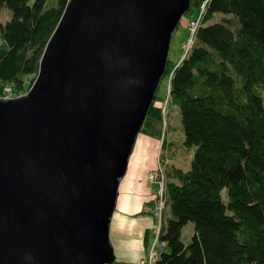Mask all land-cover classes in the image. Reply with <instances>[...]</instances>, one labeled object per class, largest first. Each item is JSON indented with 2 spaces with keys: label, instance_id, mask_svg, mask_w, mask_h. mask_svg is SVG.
Returning a JSON list of instances; mask_svg holds the SVG:
<instances>
[{
  "label": "water",
  "instance_id": "95a60500",
  "mask_svg": "<svg viewBox=\"0 0 264 264\" xmlns=\"http://www.w3.org/2000/svg\"><path fill=\"white\" fill-rule=\"evenodd\" d=\"M189 0H68L0 97V264H110L119 178Z\"/></svg>",
  "mask_w": 264,
  "mask_h": 264
},
{
  "label": "trees",
  "instance_id": "16d2710c",
  "mask_svg": "<svg viewBox=\"0 0 264 264\" xmlns=\"http://www.w3.org/2000/svg\"><path fill=\"white\" fill-rule=\"evenodd\" d=\"M67 1L0 0L11 9L0 19V97L32 82ZM170 69L193 151L186 168L166 164L163 245L151 264H264V0H206L191 45L166 57L162 74ZM163 119L155 89L138 131L163 142Z\"/></svg>",
  "mask_w": 264,
  "mask_h": 264
},
{
  "label": "crops",
  "instance_id": "0c3cea01",
  "mask_svg": "<svg viewBox=\"0 0 264 264\" xmlns=\"http://www.w3.org/2000/svg\"><path fill=\"white\" fill-rule=\"evenodd\" d=\"M171 143L173 140L166 137V132L163 142L162 136L136 133L125 171L119 178L109 222L108 236L114 253L110 264H138L148 252L156 218L153 211L155 183L149 180L147 172L155 165L160 149L168 148ZM163 156L171 161L168 153Z\"/></svg>",
  "mask_w": 264,
  "mask_h": 264
},
{
  "label": "rangeland",
  "instance_id": "374dc122",
  "mask_svg": "<svg viewBox=\"0 0 264 264\" xmlns=\"http://www.w3.org/2000/svg\"><path fill=\"white\" fill-rule=\"evenodd\" d=\"M10 15H11L10 7L4 4L0 5V19L4 20ZM192 15L193 14L189 15L186 11H184L181 14L177 24L171 30L168 50H167V57L171 62L177 61L178 59H180L182 55L185 54V52L187 51V48H186L187 46L186 40H188L187 39V34H188V31H187L188 20L187 19L188 17H191ZM216 16H219V13L216 14ZM171 72L172 70L170 69L167 73L162 74L159 77V80L156 86V102H159L160 105L165 106L164 112H163V117H164L163 130L164 132H166V137L170 136L173 140V143H171L168 148L164 146L162 149H160L158 156H157V160L160 157V161H161V164L163 165L164 171H166V164L168 162H169V165L172 162L183 168L188 167L190 164V158H191L192 151H193V144L186 145L183 142V131H182L180 115H179V107L176 102L171 101L169 94H168V85H169V78L171 76ZM31 83L26 87L27 89L29 88ZM27 89L22 93H25ZM16 95H19V94L17 93L15 95H12L11 92H5L2 98L12 97ZM166 98L167 100L165 101ZM163 152L164 153L166 152L171 156V161L168 160L167 156H163L164 155ZM165 178H167L166 174H165ZM154 199H155V202H157L156 192H154ZM163 215L164 214L162 213V216L160 218L155 217L156 218L155 225L159 222L161 227H163V224H164ZM190 227H191V222H187L184 225L182 229V237H184L185 234L188 235Z\"/></svg>",
  "mask_w": 264,
  "mask_h": 264
},
{
  "label": "built area",
  "instance_id": "2783aa9c",
  "mask_svg": "<svg viewBox=\"0 0 264 264\" xmlns=\"http://www.w3.org/2000/svg\"><path fill=\"white\" fill-rule=\"evenodd\" d=\"M205 1L206 0H202V2L200 3L199 9L191 17H188L187 19L188 20L187 22V31H188L187 39L188 40H186L187 49L191 45L192 40L194 38L197 25L200 21L201 13L204 9ZM166 100L167 98L165 99V101ZM164 107H165L164 105H161L162 114L164 112ZM147 177L149 178V180L155 183V192L157 194L158 201L155 202L154 211L157 214L158 218H160L162 216V213L165 207L164 201L166 198L165 197V181H166L165 171H164L163 165L161 164L160 157L158 158L157 163L151 168H149L147 172ZM152 233H153V240L148 248V252L146 253L144 257H142L139 260L138 264H151L152 261H154V259L158 255L159 247L163 245V242H159V238H158L159 222L152 228Z\"/></svg>",
  "mask_w": 264,
  "mask_h": 264
},
{
  "label": "bare ground",
  "instance_id": "6f19581e",
  "mask_svg": "<svg viewBox=\"0 0 264 264\" xmlns=\"http://www.w3.org/2000/svg\"><path fill=\"white\" fill-rule=\"evenodd\" d=\"M157 201H158V198H157ZM164 204H165V201H164ZM154 211V210H153ZM154 213H155V211H154ZM155 217H157L158 218V216H157V214L155 213ZM159 220V219H158ZM161 229H162V227H161V225L159 224V234H160V232H161ZM159 234H158V236H159ZM159 238V237H158ZM159 242H160V239H159Z\"/></svg>",
  "mask_w": 264,
  "mask_h": 264
}]
</instances>
